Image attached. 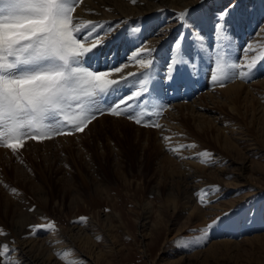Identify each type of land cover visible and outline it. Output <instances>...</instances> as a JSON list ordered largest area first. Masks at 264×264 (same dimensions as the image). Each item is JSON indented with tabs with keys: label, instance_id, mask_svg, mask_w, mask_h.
Returning <instances> with one entry per match:
<instances>
[{
	"label": "rangeland",
	"instance_id": "rangeland-1",
	"mask_svg": "<svg viewBox=\"0 0 264 264\" xmlns=\"http://www.w3.org/2000/svg\"><path fill=\"white\" fill-rule=\"evenodd\" d=\"M206 3L207 0L197 11L204 14L203 26L207 35L211 32L212 20L204 10ZM229 3L235 5L229 19L240 21L239 26L233 28L236 35L231 55L236 57L238 53L243 54L238 45L264 39V36H256L259 27L264 26V0H228L225 7ZM159 10L156 11L158 15L139 16L135 23L129 19L126 30L131 33L142 20L146 24L153 23L156 18L173 20V11H181L167 7ZM125 26L121 29L125 30ZM168 27L175 30L166 40L155 35L164 41L156 54L160 59V77L164 75L163 61L169 42L180 31L174 23ZM120 45L117 44L111 53L115 57ZM123 46L122 62L127 52V46ZM253 47L260 49L262 45L254 44ZM210 55H213L210 50L204 54L205 64ZM196 62L199 68L193 81L173 83L159 98H145L150 101L153 112L159 111L160 105L165 106L162 115L153 116L157 123L161 124L166 110L172 108L167 109L172 102L193 98L202 90L212 93L216 90L217 86L207 78V68L199 59ZM263 73H257L253 81L263 77ZM257 89L258 93H253L257 94L256 99H252L248 111L242 108L241 114H236L222 106L210 112L214 117L222 115L220 118L224 122L220 126L235 124L234 128L239 131L232 133L235 145L228 152L214 143L213 133L207 134L206 140L191 135L193 124L190 119H185L184 134L176 135L169 143L174 142L172 147L179 144H195L196 147L171 157L164 144L156 140V128L138 126L127 119H119L123 117L108 114L103 115L102 121H97L102 116L94 120L96 123L89 130L76 133L80 139L75 138L70 144L53 141L47 146V152L43 151L45 147L33 145L19 149L18 154L8 149L11 157L0 162V229L7 233L0 235V244L8 242L18 249L12 253L21 257V250L15 244L17 237L49 235L55 239L60 232L63 240L56 241H63L65 246L55 252L57 264H95L81 251L84 248L80 250L66 235L67 227L79 225L89 228V241H95L99 248H104L110 237L116 244L113 251H108L96 264H264V113H257L259 104L264 106V89ZM183 119L179 118V121L184 122ZM27 141L33 140L29 138L25 144ZM205 150L212 155L204 154L206 156L201 155L199 159L182 158ZM183 161L203 165L197 167L194 163L196 165L189 167L204 176L188 184H192L193 199L189 207L179 196L182 179L188 171L181 165ZM205 163L207 169H203ZM209 180L216 183L205 184ZM212 185L220 186L209 197L213 202L201 206L194 193ZM12 188L17 189L15 194L11 192ZM211 206H217V209L201 217L200 214ZM30 208L34 211H29ZM144 212L146 218L142 221ZM226 212L228 215L223 216ZM20 214L29 216L32 222L28 221L24 231L14 235L12 226ZM217 216L222 217L221 221L204 236L201 229ZM79 217H86V221L77 222ZM49 222L53 228H42L30 234L29 225ZM7 259L8 256L3 257L4 261Z\"/></svg>",
	"mask_w": 264,
	"mask_h": 264
},
{
	"label": "snow or ice",
	"instance_id": "snow-or-ice-1",
	"mask_svg": "<svg viewBox=\"0 0 264 264\" xmlns=\"http://www.w3.org/2000/svg\"><path fill=\"white\" fill-rule=\"evenodd\" d=\"M83 2L0 0V146L13 154H18L29 138L42 142L82 133L99 116L108 114L160 130L165 149L179 155L196 145L169 147L171 138L163 135V125L153 119L163 114L165 106L153 112L146 97L159 98L173 83L193 81L194 74H198L197 59L207 68L210 82L221 88L234 79L250 82L257 73L264 72V39L240 44L237 47L243 54L231 55L236 35L233 28L240 24L229 19L234 4L213 14L207 35L204 14L197 11L205 0L173 11V20L168 23H174L180 31L168 45L164 75L160 77L156 55L160 42L154 45L143 39L150 23L142 20L129 33L126 27L121 31L123 24L105 26L97 20H83L77 11ZM129 2L136 4L137 0ZM174 30L158 27L156 34L166 40ZM256 36H264V26ZM117 44L127 46L123 62H117L111 54ZM254 44L262 47L257 49ZM209 50L213 55L205 64L204 54ZM130 66H137V71H127ZM204 154L212 155L205 150L182 158L199 159ZM219 187L206 186L194 193L198 203H212L209 197ZM11 192L15 194L17 189ZM221 219L217 216L201 229L204 236ZM85 221L86 217H79L77 222ZM53 227L51 222L29 225L30 234ZM0 235L7 233L0 229ZM0 249V264H8L3 257L18 251L7 243L0 244ZM15 264L22 262L17 260Z\"/></svg>",
	"mask_w": 264,
	"mask_h": 264
},
{
	"label": "bare ground",
	"instance_id": "bare-ground-1",
	"mask_svg": "<svg viewBox=\"0 0 264 264\" xmlns=\"http://www.w3.org/2000/svg\"><path fill=\"white\" fill-rule=\"evenodd\" d=\"M227 1L228 0H207V3H206L204 10L207 12L206 15H208V18L210 19V21L213 18L212 13L215 10L219 11L220 9L224 8ZM196 2H197V0H137L136 4H131L129 2V0H84L83 5L81 6V8H78L77 11L80 13V16L83 20H89V19L97 20V21H100L105 26H108V25L115 26V25H122V24L125 26V25H127L126 23L128 22L129 19H130L129 21H134L139 16L154 14V13H156L157 10H159L163 7L170 8L171 10L172 9L182 10L183 8H185L188 5L196 4ZM89 9H91L93 11L89 12L88 11ZM159 12H160V10H159ZM158 14L156 13V15H158ZM156 15H155V18H156ZM160 16H162V15H160ZM168 21H169L168 18L164 19L163 21H161V18H159V19L156 18V20L150 24L149 30L144 33L143 39L149 41L151 44H154V45L157 44V42H160V43L164 42L163 40L161 41L160 37H158V38H157V36L155 37V35H157L156 31L158 30V27H161L162 25H164V27L169 26ZM129 26H130L129 28H131V25H129ZM261 27H259V29ZM122 31H124V29ZM246 34H249V32H247ZM160 43H159V45H160ZM115 47H116V45H114L112 47V52H113ZM123 47H124L123 44H121L119 49H118L117 56H116L117 62H122L121 58H123L122 57L123 55L121 56L120 54L122 53ZM160 55H161V53H160ZM157 60H160V59L157 58ZM127 70L128 71H133V70L137 71V67L136 68L130 67V69L128 68ZM161 75H163V74H161ZM214 87H216V86H214ZM257 87H260L262 90L264 89V76L263 77L260 76V78L256 77L254 81L252 79V82H250L249 84L248 83L245 84L243 81H237V79H236V81L232 80L231 82L227 83L225 85V87L221 88V87L217 86L216 90L215 89H214L215 91L213 90L214 91L213 93L210 92V90L209 91L202 90L201 93L196 92V94L194 95L195 97H193V98L188 97L186 99L184 98L183 100L172 102L167 107V109L169 108V106H170V108L172 107L171 108L172 110L171 109L168 111L166 110V112H165L166 115H163L164 118L161 121V124H163V127H164L163 135L169 136L171 138V140L173 137H176V135H179V134L183 135L184 130H185V126L187 127V123H186L185 119H190L189 121L192 122L193 128H194L192 130L193 134H191V135H193L195 138L199 137L201 139L206 140L207 134L213 133L214 143L216 145H218L222 150H225V152H228V151L234 149L233 147L235 144L233 141V137L231 135L234 131L239 132L237 129L234 128L235 124L232 126L230 125V127L220 126L219 124H221L223 121L220 118L222 115L220 117H214V116H212L213 114H211L210 112H213L216 110V108H218V107L221 108L222 106H227L230 111H232L236 114H241L242 108H244L245 111H248L251 108L250 105L252 104V101H253L252 99H256L255 95H257V94H253V93H258ZM189 95H190V93H189ZM163 111H164V109H163ZM257 113H260V115H262L264 113V106L263 105L259 104V108L257 110ZM104 117L105 116H102L97 121H102L104 119ZM179 118H184L183 119L184 122L179 121ZM115 119H117V118H115ZM119 119L125 120L126 118H119ZM123 122H125V121H123ZM95 123H96V121L92 122L88 126L87 130H89L90 127L94 126ZM224 124H226V123H224ZM125 125H126V123H125ZM226 126H227V124H226ZM155 133L157 134L156 140L158 141L159 144L163 145L164 142H162V140H161L160 130L156 129ZM76 136L75 135L57 136L51 140L47 139L43 143L42 142L37 143L34 140L31 142L27 141L28 143L26 142V144L23 148L30 147L32 145L34 147H42L43 146V147H45L43 149V151L47 152L48 151L47 146L49 144H51L53 141L59 142V143L62 142L63 145L70 144L73 141V139H75V138L80 139L79 135H76ZM196 142H198V140H196ZM181 143H182V141H181ZM198 143L200 144V141ZM172 144L169 143V145H171V147H172ZM174 145L175 144H173V146ZM62 147H64V146H62ZM7 150L8 149H5L4 147L0 148V162H1V160L4 161V158L8 159L11 157L10 153H9L10 151L8 152ZM168 152H169L171 157H172V155L174 157L179 156V155H174L170 151H168ZM186 155H184V156H186ZM203 156H206V155H203ZM207 157H209V156H207ZM212 158L214 159V157H212ZM204 159H205V157H204ZM180 163L183 166V168L185 167L188 171L186 172L185 177L182 179L183 185L180 189L179 196L180 195L182 196L181 198L183 200V203H185L189 207V206H192L193 199H191L192 191L190 189L192 184L191 185H188V184L191 181H195L196 179L202 178L204 176L201 174V172L199 170L197 171L196 169H192V167L189 168L191 165H196L197 164L196 162H193V161H191V162L185 161L184 162L183 161ZM194 163H196V164H194ZM175 165H177V164H175ZM198 165L199 164H197L196 166L198 167ZM201 165L202 164H200L199 167ZM172 166H173V164H172ZM205 167H206V163H205L203 169L208 168V167L207 168H205ZM180 168H181V166H180ZM179 173H180V171H179ZM207 183H216V182H214L213 180H209V182L205 181V184H207ZM194 207L196 209H198V207H196V206H194ZM216 209H217V206H211L209 208H206V210H205L206 212H204V213L200 212L201 213L200 216L205 217L206 214L207 215L211 214L213 212V210H216ZM145 213L146 212H144V216L142 218V221L146 218ZM30 220L31 219L29 216H27L25 214H23V215L20 214L18 216V218H16L14 220V224L12 226L14 235L22 233L25 229V226L28 223L32 222ZM28 221H30V222H28ZM144 224H145V222L142 223L141 227ZM75 228H76V230H74ZM88 229H89L88 227L87 228L80 227L79 225L69 226V227H67V230H66L67 234L66 235L69 238V240L71 242H73L74 245L77 246L80 250H81V248H84L81 251L85 252L87 257L93 263L96 264L99 262L100 258H103L102 256H104L106 253H109L108 251H110V252L113 251L116 244H115L114 240L110 237V239H108V240L106 239L107 243L105 244V247L99 248L98 245L95 243V241L93 243L89 241L90 236L88 233ZM62 235H63V233L59 232L58 236H55V239L51 238L49 235L44 236V237H38V236L37 237H24L22 239H19L17 237L15 244L21 250L22 255H21V257H19V256H17V253H15L17 256L16 257L14 255V253H12L11 255L8 256V259L6 260V262H8V264H15V261L19 260L22 262V264H57L55 262V260H56L55 259V254H56L55 252H59V250L62 249V247H64L65 245L63 244V241H60V243H58L56 240H63ZM6 238H8V237H6ZM55 241L57 243H54ZM52 261H54V262L52 263Z\"/></svg>",
	"mask_w": 264,
	"mask_h": 264
}]
</instances>
